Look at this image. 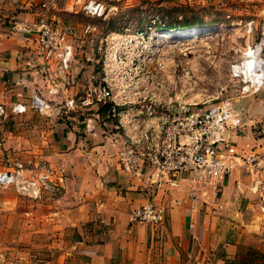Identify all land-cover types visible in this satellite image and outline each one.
Returning <instances> with one entry per match:
<instances>
[{
    "label": "crops",
    "instance_id": "obj_1",
    "mask_svg": "<svg viewBox=\"0 0 264 264\" xmlns=\"http://www.w3.org/2000/svg\"><path fill=\"white\" fill-rule=\"evenodd\" d=\"M84 1L0 0V102L27 101L39 91L57 107L62 98L79 91V84L81 91L89 85L86 75L75 70L83 66L80 56L92 46L90 38L74 39L77 52L71 74L48 61L47 74L60 88L52 94L39 68L43 59L35 51V36L13 28L15 21L49 17L80 29L86 23L73 17L85 13ZM104 110L93 112L89 125L85 114L79 118L69 114L37 139L42 147L37 148V156L50 164L63 188L59 197H43L36 209L25 208V212L36 211L39 225L52 230L47 235L54 234L53 241L44 239L52 253L46 257L37 253L33 258L26 251L3 250L0 264H264V195L255 189L254 175L247 171L244 159H239L222 185L185 178L178 187L160 188L155 202L169 212L164 239L155 241L145 223H131L132 209L147 202L148 182L146 175L123 169L118 155L122 143L113 134L116 129L98 118ZM228 137L243 156L264 155V136L244 134L241 128ZM1 141L11 144L12 140L5 142L0 136Z\"/></svg>",
    "mask_w": 264,
    "mask_h": 264
},
{
    "label": "rangeland",
    "instance_id": "obj_2",
    "mask_svg": "<svg viewBox=\"0 0 264 264\" xmlns=\"http://www.w3.org/2000/svg\"><path fill=\"white\" fill-rule=\"evenodd\" d=\"M105 1L110 7L107 15L79 13L73 17L93 27L73 37L92 40V46L81 52L84 63L79 62L83 66L76 68V74L86 75L89 85L106 77L115 88V99L124 103L122 107H137L143 116L150 110H154L151 117L164 115L166 107L179 103L202 109L230 101L242 111L243 133L264 136V78L251 85L252 81L233 69L250 46L260 44L259 57L264 59V0ZM183 29L191 32L182 34L179 30ZM78 87L77 93L83 92V86ZM91 105L95 108L90 109ZM100 107L93 102L73 109L62 98L57 107L43 113L29 109L2 115L0 136L5 142L12 141L0 142V170L12 167L17 159L39 170L37 163L42 159L37 148L42 147L37 139L42 133L69 114L89 118ZM60 184L58 193L42 188L41 193L29 195L15 186L0 191V251H26L33 258L37 253L51 255L44 239L53 241L55 235H47L52 230L39 225L36 211H25L36 209L43 197H59L61 179Z\"/></svg>",
    "mask_w": 264,
    "mask_h": 264
},
{
    "label": "built area",
    "instance_id": "obj_3",
    "mask_svg": "<svg viewBox=\"0 0 264 264\" xmlns=\"http://www.w3.org/2000/svg\"><path fill=\"white\" fill-rule=\"evenodd\" d=\"M109 8L105 0H86L81 9L87 15L100 17L107 15ZM13 28L28 36H35V51L43 59L39 68H42L45 79L50 83L49 92L57 94L60 88L52 80L51 74H47L50 69L48 61L52 60L61 71H70L75 53L73 37L79 32L87 34L93 27L85 24L76 29L59 18L47 17L32 22L15 21ZM256 82L259 84L258 78L251 85ZM251 85H248L249 89ZM114 91V86L106 77H102L88 85L83 92L65 98V105L74 109L98 102L105 109L98 114V118L110 122L116 129L113 134L122 143L118 155L123 169L132 175H146L144 179L148 182L144 189L148 194L147 202L132 209L131 223L149 225L155 241L164 239L168 232L169 212L155 202L160 188L170 190L178 187L185 178L196 183L222 185L235 170L239 159H244L247 171L254 175L255 189L261 196L264 195V177L261 175L264 155L243 156L228 137L230 131L239 132L243 126L242 111L230 101L202 109L179 103L175 107H166L164 115L151 117L154 110H150L148 116H143L137 107L123 108L124 103L115 99ZM54 106L52 98L36 91L27 101H13L9 105L0 102V115L19 114L29 109L43 113ZM90 120L87 119V125ZM261 126L264 130V123ZM42 161L37 163L39 170L30 168L22 159H17L12 167L0 170V191L15 186L29 195L41 193L42 188L58 193L61 189L60 179H54L50 165Z\"/></svg>",
    "mask_w": 264,
    "mask_h": 264
},
{
    "label": "bare ground",
    "instance_id": "obj_4",
    "mask_svg": "<svg viewBox=\"0 0 264 264\" xmlns=\"http://www.w3.org/2000/svg\"><path fill=\"white\" fill-rule=\"evenodd\" d=\"M179 31L182 34L191 32L189 29H183ZM193 31L198 32V27H194ZM259 51L260 44H258L255 48L252 46L249 47L244 58L233 66V69L236 71L237 75H243L248 81L252 82L257 78L258 80H260L262 77L264 78V59L259 57Z\"/></svg>",
    "mask_w": 264,
    "mask_h": 264
},
{
    "label": "trees",
    "instance_id": "obj_5",
    "mask_svg": "<svg viewBox=\"0 0 264 264\" xmlns=\"http://www.w3.org/2000/svg\"><path fill=\"white\" fill-rule=\"evenodd\" d=\"M166 26H168V27H169V26H170V27H173V25H166Z\"/></svg>",
    "mask_w": 264,
    "mask_h": 264
}]
</instances>
